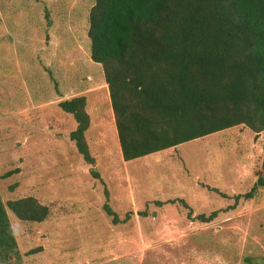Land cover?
<instances>
[{
  "label": "rangeland",
  "instance_id": "obj_1",
  "mask_svg": "<svg viewBox=\"0 0 264 264\" xmlns=\"http://www.w3.org/2000/svg\"><path fill=\"white\" fill-rule=\"evenodd\" d=\"M92 3L0 0V202L31 196L48 208L38 223L5 209L15 246L3 264H264V188L233 199L264 177V131L238 124L123 161L89 59ZM80 95L91 164L57 106Z\"/></svg>",
  "mask_w": 264,
  "mask_h": 264
},
{
  "label": "trees",
  "instance_id": "obj_2",
  "mask_svg": "<svg viewBox=\"0 0 264 264\" xmlns=\"http://www.w3.org/2000/svg\"><path fill=\"white\" fill-rule=\"evenodd\" d=\"M86 36L89 59L100 65L107 85L123 161L238 124L264 131V0H93ZM57 106L71 114L68 139L91 164L84 97ZM262 152L264 167V141ZM259 187L264 177L234 202ZM5 209L22 222L38 223L48 214L31 196L0 202V264L15 246ZM102 209L118 223L107 203ZM215 215L195 218L207 222Z\"/></svg>",
  "mask_w": 264,
  "mask_h": 264
}]
</instances>
